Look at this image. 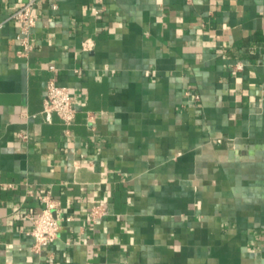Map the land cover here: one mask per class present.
<instances>
[{"label": "crops", "instance_id": "0c3cea01", "mask_svg": "<svg viewBox=\"0 0 264 264\" xmlns=\"http://www.w3.org/2000/svg\"><path fill=\"white\" fill-rule=\"evenodd\" d=\"M27 1L0 0V264H264V0H36L24 56ZM47 192L73 219L37 254Z\"/></svg>", "mask_w": 264, "mask_h": 264}, {"label": "built area", "instance_id": "2783aa9c", "mask_svg": "<svg viewBox=\"0 0 264 264\" xmlns=\"http://www.w3.org/2000/svg\"><path fill=\"white\" fill-rule=\"evenodd\" d=\"M35 3L36 0L24 2L8 17V19L13 20L17 24L18 32L16 39L19 43L18 52L24 56L29 55L35 49L32 31L39 17L38 13L34 10ZM92 46L93 43L90 39L85 40L83 43V48L86 50L91 49ZM242 66L241 63L237 64V68L239 69ZM50 69L55 70V66L51 65ZM186 93L190 94V90L186 91ZM199 100L200 94L194 92L193 101L198 103ZM41 114L47 122H51L54 115H57L64 125V133L67 135L71 133L70 127L77 114L76 103L69 89L57 83L56 74L51 76L47 82ZM19 136L22 139L29 138L26 133H20ZM40 198L44 202V206L32 218V226L28 232L33 238L32 251L37 254L42 253L55 242L59 236L63 220L70 221L73 219L72 215L65 214L60 202L55 200L50 192L41 195ZM105 213L106 207L104 204L94 202L90 207L89 217L93 222H96Z\"/></svg>", "mask_w": 264, "mask_h": 264}]
</instances>
